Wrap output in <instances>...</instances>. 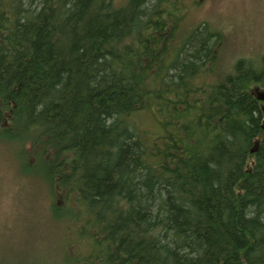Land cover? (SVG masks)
Returning <instances> with one entry per match:
<instances>
[{
	"label": "trees",
	"instance_id": "obj_1",
	"mask_svg": "<svg viewBox=\"0 0 264 264\" xmlns=\"http://www.w3.org/2000/svg\"><path fill=\"white\" fill-rule=\"evenodd\" d=\"M186 7L0 0V146L79 205L69 264H264V55L224 70Z\"/></svg>",
	"mask_w": 264,
	"mask_h": 264
},
{
	"label": "rangeland",
	"instance_id": "obj_2",
	"mask_svg": "<svg viewBox=\"0 0 264 264\" xmlns=\"http://www.w3.org/2000/svg\"><path fill=\"white\" fill-rule=\"evenodd\" d=\"M125 1L114 0L117 4ZM185 3L187 7L179 22L182 30L206 23L219 31L222 40L218 50L224 70L229 72L237 59L259 60L264 55V0ZM136 119L151 126L153 116L145 111ZM156 127L155 124L151 128L156 131ZM2 152L0 146V264H69L72 260L76 263L86 246L84 250L82 243L73 238L78 232L70 224L71 217H60L53 209L56 204L64 207L70 202L72 210L80 213L79 205L66 199L62 192L47 195V186L37 178L32 181L36 175H22L16 170L12 159L21 161V155ZM81 224L77 223L79 227Z\"/></svg>",
	"mask_w": 264,
	"mask_h": 264
},
{
	"label": "water",
	"instance_id": "obj_3",
	"mask_svg": "<svg viewBox=\"0 0 264 264\" xmlns=\"http://www.w3.org/2000/svg\"><path fill=\"white\" fill-rule=\"evenodd\" d=\"M259 98H260V99H263V98H264V97H263V94H262L261 96H259Z\"/></svg>",
	"mask_w": 264,
	"mask_h": 264
}]
</instances>
